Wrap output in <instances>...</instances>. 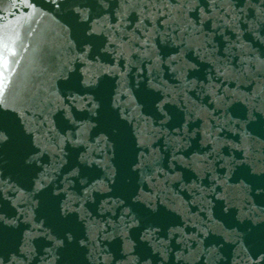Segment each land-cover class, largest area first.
I'll return each mask as SVG.
<instances>
[{
	"label": "water",
	"instance_id": "1",
	"mask_svg": "<svg viewBox=\"0 0 264 264\" xmlns=\"http://www.w3.org/2000/svg\"><path fill=\"white\" fill-rule=\"evenodd\" d=\"M0 264H264V0H0Z\"/></svg>",
	"mask_w": 264,
	"mask_h": 264
}]
</instances>
